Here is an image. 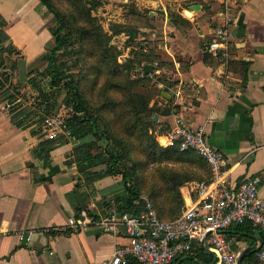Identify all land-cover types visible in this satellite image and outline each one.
<instances>
[{
	"label": "crops",
	"instance_id": "crops-1",
	"mask_svg": "<svg viewBox=\"0 0 264 264\" xmlns=\"http://www.w3.org/2000/svg\"><path fill=\"white\" fill-rule=\"evenodd\" d=\"M114 1L122 4L116 10L111 8ZM103 3L105 6L99 9L109 15L108 19L133 25L138 31L135 39L142 40L141 46L155 48L169 63L163 67L153 63L151 82L136 87L151 97V104L172 107L169 113H158L160 132L170 127L176 114L192 126H204L209 141L225 154L231 170L230 183L236 187L241 181L259 175V192L264 197V0H103ZM110 12L117 14L114 17ZM49 13L39 0H0V31L6 33L7 41H13L26 53L20 72L28 73L27 79L48 64L41 57L53 40ZM175 13L190 24H176ZM220 25L229 30L230 60L251 62L246 81L238 71L229 70L220 58L205 60L207 52L215 54L209 51L208 44ZM104 26L108 29V22ZM115 35L123 42L130 36L127 32ZM129 53L126 50L125 56ZM21 73L15 80H22V86H30L21 79ZM145 74L143 64L137 68V75ZM159 76H166L173 84L156 82ZM45 80L48 83V78ZM42 85L48 87L44 82ZM1 87L0 264H98L110 257L116 247L127 245L130 238L124 230L115 234L93 225L75 232L59 228L81 210L89 208L97 215L108 212L110 200L126 194L120 184L122 175L87 177L74 160L72 138L56 144L47 155L41 153L39 145L54 138L45 136L36 122H18L12 108L14 102L1 94ZM162 90L173 94L168 97ZM104 169V165L90 168L93 172ZM180 190L185 203L196 197L189 182ZM234 227L225 232L234 239L235 251L257 246L264 238V232L254 223L240 238ZM28 231H32V236L26 240L22 233ZM195 246L212 254L214 261L210 264H214L216 254L209 244L195 243ZM256 252L255 261L248 258L242 263L260 264ZM192 255L197 252L193 250ZM176 264L203 262L183 254Z\"/></svg>",
	"mask_w": 264,
	"mask_h": 264
},
{
	"label": "trees",
	"instance_id": "trees-1",
	"mask_svg": "<svg viewBox=\"0 0 264 264\" xmlns=\"http://www.w3.org/2000/svg\"><path fill=\"white\" fill-rule=\"evenodd\" d=\"M39 1L54 20L49 27L53 40L41 57L48 62L43 70H37L27 79L28 73L20 72L26 53L13 41H7L6 33L0 31L1 94L9 102H15L12 105L14 117L20 123H33L36 116L45 118L49 114L67 112L66 122L72 131V140H75L73 154L78 170L92 179L122 175L120 184L125 187L126 194L110 200L109 209L137 211L141 206V195L146 194L153 200L162 219L178 217L185 202L180 187L193 180L209 181L211 170L196 150H180L177 146L159 143V122L154 120V114L169 113L172 107L151 104L149 95L136 90L138 85L152 80L149 73L136 76L138 67L145 63L163 67L169 63L155 48L142 47L141 42L132 45L138 35L133 25L112 22L107 29L100 16L95 14L103 0ZM173 19L176 24H190L178 13ZM2 26H6L4 22ZM121 32L130 34L127 39V44L132 45L129 56L111 42L113 35ZM216 57L219 58L207 52L205 60L209 62ZM250 64L245 60H229L227 68L241 73L246 81ZM19 73L30 86H22V80H15ZM46 78L47 88L42 85ZM158 81L173 84L166 76L157 77ZM154 87L159 89L155 83ZM63 92L65 96L61 102ZM18 98L23 100L16 102ZM67 140L62 137L45 139L38 149L47 155L56 144ZM99 165H104L105 169L90 170ZM148 169L150 175L145 174ZM86 211L95 214L89 208ZM234 226L235 235L240 238L243 232L251 230L252 222ZM61 230L67 232L70 229ZM193 250L197 255H192ZM183 254L198 258L203 264L214 261L212 254L202 247L196 249L194 244L191 251L180 254L170 264H176ZM253 255L255 253L245 256L243 261L248 258L255 261ZM128 264L142 263L129 256Z\"/></svg>",
	"mask_w": 264,
	"mask_h": 264
},
{
	"label": "built area",
	"instance_id": "built-area-1",
	"mask_svg": "<svg viewBox=\"0 0 264 264\" xmlns=\"http://www.w3.org/2000/svg\"><path fill=\"white\" fill-rule=\"evenodd\" d=\"M231 46L229 30L225 26H218L208 44L209 51L228 63ZM21 101L22 98L16 100ZM11 104L7 103V106ZM41 128L49 138H72L66 116L60 112L46 115ZM157 139L163 146L196 150L211 170L209 181H189L196 197L190 203L184 202L178 217L162 219L153 200L143 194L137 211L118 212L111 208L97 215L83 210L79 217L70 216L67 225L59 228L75 232L93 225L115 234L124 230L130 242L116 247L110 257L98 264H128L129 256L142 264H170L180 254L191 251L195 243L203 245L202 239L208 232L206 244L216 254L214 264H238L240 251L232 248L234 239L228 237L225 231L233 225L251 221L264 232V197L259 192L261 177L256 175L233 186L224 152L209 141L204 126H192L179 114L175 115L166 131L157 132ZM22 236L29 240L32 231L24 232ZM256 257L260 264H264V242L257 250Z\"/></svg>",
	"mask_w": 264,
	"mask_h": 264
},
{
	"label": "rangeland",
	"instance_id": "rangeland-1",
	"mask_svg": "<svg viewBox=\"0 0 264 264\" xmlns=\"http://www.w3.org/2000/svg\"><path fill=\"white\" fill-rule=\"evenodd\" d=\"M103 4H104V3H103ZM105 4H107V2H106ZM105 4L103 5V7L105 6ZM119 5H122V4H121V3L119 4V2H115V1H114V3H112L111 8H112L113 10H116V9H118ZM100 11H101V12H100ZM95 13H96L98 16H100V18H101V20L103 21L104 24L108 22V24L110 25V23L114 22L112 19H108L109 15L104 14V10L101 9V8H100V9L98 8V9L96 10ZM110 13L113 14L114 12H110ZM49 14H50V13H49ZM115 14H117V13H114V17H115ZM47 15H48V14H47ZM47 17H48V16H47ZM49 24H50V26H52V25L54 24V20H53V16H52V15H51V20L49 21ZM51 33H52V32H51ZM146 39H147V38H145V39H143V40H146ZM123 41H124V40H122L121 38H119V37L116 36V35H113V38H112V40H111L112 43L117 44L118 46L122 44L123 46H122L121 48H123V49H124V46H126L127 49H124L125 52H126V50H130L133 44L139 43V42L142 41V40H136V42H132V45H131V44L128 45V44H127V41H126V42H123ZM124 54H125V53H124ZM135 75H136V76H139V75H137V71H136ZM43 82L45 83V85L48 84L47 81H46L45 79L42 81V83H43ZM64 96H65V92H63L62 95H61V98H60V101H61V102L63 101ZM65 114L67 115L68 113L66 112ZM43 119H44V118H38V116H36V117L34 118V121L37 123L38 126L42 127ZM34 121H33V122H34ZM149 170H150V169L146 170V171H145V174L150 175V171H149Z\"/></svg>",
	"mask_w": 264,
	"mask_h": 264
},
{
	"label": "water",
	"instance_id": "water-1",
	"mask_svg": "<svg viewBox=\"0 0 264 264\" xmlns=\"http://www.w3.org/2000/svg\"><path fill=\"white\" fill-rule=\"evenodd\" d=\"M194 6H196L195 8H198L199 5H194ZM154 67H155V65L153 63H145L144 64V69H145L146 73L152 72L154 70ZM162 93L164 95L170 97L173 94V91L162 90ZM157 119H158V113H155L154 114V120L157 121ZM99 204L101 205V202H99ZM209 233L210 232H208L204 236V238L202 239L203 245H206V238H207V235ZM263 242H264V238L261 237L260 243L257 246L256 245H249L248 247H246V249H243L242 251H240L239 256H238V264H243L242 261H243L244 256L245 255H251V254L255 253L261 247Z\"/></svg>",
	"mask_w": 264,
	"mask_h": 264
}]
</instances>
